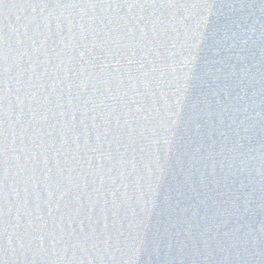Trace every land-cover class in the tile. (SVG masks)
Returning a JSON list of instances; mask_svg holds the SVG:
<instances>
[{
  "label": "water",
  "instance_id": "water-1",
  "mask_svg": "<svg viewBox=\"0 0 264 264\" xmlns=\"http://www.w3.org/2000/svg\"><path fill=\"white\" fill-rule=\"evenodd\" d=\"M0 264H264V0H0Z\"/></svg>",
  "mask_w": 264,
  "mask_h": 264
}]
</instances>
